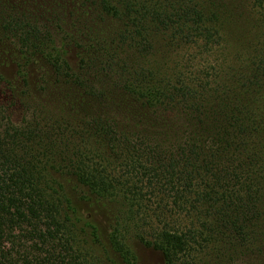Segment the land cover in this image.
<instances>
[{"label":"trees","instance_id":"trees-1","mask_svg":"<svg viewBox=\"0 0 264 264\" xmlns=\"http://www.w3.org/2000/svg\"><path fill=\"white\" fill-rule=\"evenodd\" d=\"M82 5L86 31L61 14L58 32L26 11L0 22V264H105L69 182L106 211L122 264H140L135 243L165 264L254 258L264 58L241 55L264 0Z\"/></svg>","mask_w":264,"mask_h":264},{"label":"rangeland","instance_id":"rangeland-1","mask_svg":"<svg viewBox=\"0 0 264 264\" xmlns=\"http://www.w3.org/2000/svg\"><path fill=\"white\" fill-rule=\"evenodd\" d=\"M11 9L14 11V13L19 14L21 13L20 11L30 12V14H32L34 17L49 22L51 25H53L54 30L57 32L59 31L58 27L56 26L59 22L57 21L59 14H61L64 18L62 24L65 26L66 30L70 32L78 29L81 31H86L88 30L86 24L90 25L95 22L93 19V14H91L85 5H82V0H0V22L7 12H10ZM247 9L253 13L254 18L260 16L263 20L264 8L255 9L253 6L251 9ZM248 22L249 25L246 29V35L248 38L247 41L251 42L252 46L248 49L247 53H244V55H241V57L245 59L246 63L244 62V64L250 69L252 68V60L254 62H261V60L264 58V56L260 59L257 57L255 60V56L258 53L257 50L255 51V48H257L260 52H264V20L255 22L252 20V16H250V21ZM11 51L9 41L6 39H4V41L0 40V52L2 53L0 60L8 61L12 55ZM182 52L183 54H188L187 50H183ZM215 55L219 58H222V51L217 50ZM258 56H262L261 53ZM213 60H215L214 62L216 64V59ZM239 64L240 62H237L236 66H239ZM13 66V64H8V66H4L3 69L8 74H13ZM263 82L264 81H262V83ZM67 184L68 190L73 196L74 203L81 216L88 217L89 223H92L98 227L100 240L97 242L93 236H90V239L96 241L99 252H101L105 264H115L116 262L122 264V261L119 257L111 253V251L110 253L108 252V250H110L108 240L110 226L108 216H106V211L100 208L98 204H93L92 202H89L87 198L82 197L83 195L74 189L72 182ZM261 205L263 215L259 221L260 226L255 228L254 235L256 238L254 239L253 247L255 248L254 258H251L250 256L247 262L244 259V262L246 263H244L242 260V264H264V200L261 202ZM88 226L89 227L87 228L89 234H91L93 226ZM135 248L140 255V264H165L161 254L153 248L143 246L139 243H135Z\"/></svg>","mask_w":264,"mask_h":264}]
</instances>
